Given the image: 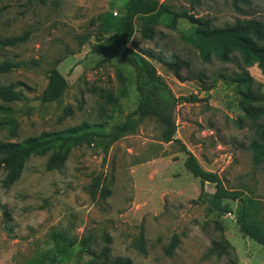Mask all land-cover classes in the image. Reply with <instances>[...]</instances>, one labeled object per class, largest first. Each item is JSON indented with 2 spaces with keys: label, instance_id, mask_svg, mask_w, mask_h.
Masks as SVG:
<instances>
[{
  "label": "rangeland",
  "instance_id": "1",
  "mask_svg": "<svg viewBox=\"0 0 264 264\" xmlns=\"http://www.w3.org/2000/svg\"><path fill=\"white\" fill-rule=\"evenodd\" d=\"M126 1L0 0V40L27 36L14 47L0 48V64H22L0 74V87L14 85L21 92L17 102L0 100V142H22L83 122L106 124L110 132L136 109L134 69L96 49L114 33L110 14L119 16ZM160 2L210 20L214 27L238 18L264 23V0H251L243 15L233 10L231 0ZM143 27L137 20L131 47L164 59L151 62L177 98L200 100H183L176 107V138L181 143H165L160 122L147 118L114 143L106 158L100 140L73 149L66 165L55 171L46 168L51 153L32 156L10 188L3 184L7 174L0 166V264H31L37 259L46 264H114L117 258L133 264H264V246L240 232L237 202L223 201L232 213L222 215L211 195L199 200L202 183L186 170L181 145L205 170L217 173L227 189L243 191L252 202L253 216L264 221V164H254L251 149L254 141L263 142L264 120L246 115L242 97L243 92L256 91V72L261 70L246 67L238 53L229 63H203L183 38L182 30L188 28L184 20L178 30L155 26L152 40L142 36ZM167 62L181 66V80ZM54 69L66 78L67 89L58 101L44 103ZM245 73L256 80L251 86L236 82ZM110 96L118 101H110ZM66 108L72 115L65 114ZM97 176L101 187L93 198ZM104 188L112 192L110 197L101 196ZM204 188L208 194L215 192L210 183ZM56 235L76 242L74 253L58 261L53 259L57 246L68 241ZM174 235L180 244L167 256ZM223 236L235 251L209 257L212 244ZM139 240L146 254L137 248Z\"/></svg>",
  "mask_w": 264,
  "mask_h": 264
},
{
  "label": "trees",
  "instance_id": "2",
  "mask_svg": "<svg viewBox=\"0 0 264 264\" xmlns=\"http://www.w3.org/2000/svg\"><path fill=\"white\" fill-rule=\"evenodd\" d=\"M40 4H46L49 0H29ZM251 0H231L233 10L238 14H245L244 7L249 6ZM114 19V33L104 42L97 45L98 50L108 51L120 57L125 63L130 65L136 75V86L138 92V104L136 109L128 114L126 120L114 126L110 132H106V124H91L83 122L80 125L67 128L62 131L47 133L28 138L22 142H0V166L6 171V178L3 182L5 188L12 187L22 176L25 164L32 156H45L49 153L46 168L48 171H55L63 168L73 149L84 145H92L100 140L103 142V153L105 158L109 153L110 147L123 138L128 133L134 132L138 125L147 118L157 119L163 130L162 138L165 143L180 140L176 138L178 126L175 111L179 102L189 99L198 102V98H177L169 87L165 79L159 74L151 59H158L163 62L161 56H155L150 51H138L131 47L133 37L136 33V21L142 20L144 27L142 36L145 39H154L156 32L155 26L166 25L167 27L178 30L179 22L184 20L188 26L183 29V38L199 54L203 63H210L213 59L229 63L232 56L238 53L242 63L246 67L257 65L264 75V23L256 19H236L233 24L224 27H214L210 20L195 18L186 12H176L169 6L161 3L160 0H127L120 10L119 16L110 14ZM27 36L13 37L0 40V48L14 47L26 40ZM165 63V62H164ZM174 69L178 79H182L181 66L176 62H167ZM22 64L12 61H4L0 64V74L10 73L19 68ZM255 79L245 73L236 82L251 86ZM66 78L56 69L52 70L49 82L43 92L42 101L52 103L61 99L67 89ZM263 84L257 82L256 91L249 90L243 92L242 97L247 103L243 105L244 112L252 120H264V92ZM21 99V92L14 85L0 87V100L5 103H14ZM110 101L117 102L118 99L110 96ZM254 104H257L254 106ZM65 114L72 115L71 108L65 109ZM264 129V126L262 127ZM263 142L254 141L251 144L253 151V162L256 165L264 164V132ZM182 151L186 153V170L202 183V190L199 200L203 196H212L214 207L220 214L232 213L229 205H224L223 201H232L239 204L235 213L236 222L240 232L254 240L259 245L264 246V221L258 220L253 216L251 201L243 191L230 190L224 185L222 178L213 172L205 170L197 157L183 144ZM206 183L214 185L215 192L208 194L205 192ZM101 187V177L97 176L92 184L91 194L93 198L97 196ZM112 192L107 188L102 190L101 196L110 197ZM57 239L68 241L64 246H57L56 261L69 257L74 253L75 240L63 238L61 235L55 236ZM180 240L178 235L172 237V241L165 253L173 256L178 248ZM137 248L142 254H146V247L143 240L137 242ZM231 249L235 248L227 242L225 237L218 242H214L207 255L223 257ZM110 251L107 248V253ZM59 258V259H58ZM54 261V260H53ZM31 264H46L44 260L37 259ZM114 264H133L130 259L117 258Z\"/></svg>",
  "mask_w": 264,
  "mask_h": 264
},
{
  "label": "crops",
  "instance_id": "3",
  "mask_svg": "<svg viewBox=\"0 0 264 264\" xmlns=\"http://www.w3.org/2000/svg\"><path fill=\"white\" fill-rule=\"evenodd\" d=\"M256 79L258 82L263 84L262 91L264 92V75H262V73H260V72H256Z\"/></svg>",
  "mask_w": 264,
  "mask_h": 264
}]
</instances>
